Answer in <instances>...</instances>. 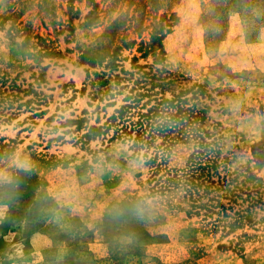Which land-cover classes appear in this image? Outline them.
<instances>
[{"label":"rangeland","instance_id":"1","mask_svg":"<svg viewBox=\"0 0 264 264\" xmlns=\"http://www.w3.org/2000/svg\"><path fill=\"white\" fill-rule=\"evenodd\" d=\"M137 82L203 85L206 125L264 180V0H0V264H264V188L229 231L111 131L80 141Z\"/></svg>","mask_w":264,"mask_h":264},{"label":"trees","instance_id":"2","mask_svg":"<svg viewBox=\"0 0 264 264\" xmlns=\"http://www.w3.org/2000/svg\"><path fill=\"white\" fill-rule=\"evenodd\" d=\"M161 39L162 36L157 38ZM157 46L156 49L161 48L160 43ZM138 84L133 85L124 104L104 124L86 126L80 141L85 143L111 131L110 141L128 143L133 156L144 152L156 192L179 191L193 213L204 210L206 216L222 215L225 220L220 222L229 231L253 224L252 210L260 203L259 190L264 188V180L253 173L249 162L235 165L236 156L227 140L216 127L206 125L207 107L200 101L205 97L204 86L196 85L168 99L154 90L157 86L145 89ZM163 85L159 84L162 89ZM84 122L85 119H78V130L84 128ZM180 145L191 149L186 165L181 169L169 167V157ZM258 196L259 200L255 198ZM245 202L246 208L234 211L233 216L227 214V210Z\"/></svg>","mask_w":264,"mask_h":264}]
</instances>
